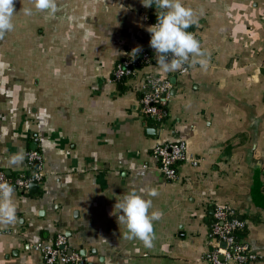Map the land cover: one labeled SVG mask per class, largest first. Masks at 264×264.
<instances>
[{"label":"crops","instance_id":"obj_1","mask_svg":"<svg viewBox=\"0 0 264 264\" xmlns=\"http://www.w3.org/2000/svg\"><path fill=\"white\" fill-rule=\"evenodd\" d=\"M182 2L195 13L188 31L206 67L192 58L176 70L156 64L147 28L157 10L141 0H57L55 14L15 0L14 30L0 41V170L28 172L26 155L39 150L43 181L14 192L0 264H45L32 246L58 235L84 264H210L218 206L238 212L241 238L260 256L251 264H264V0ZM144 52L151 64L113 80L120 59ZM149 74L173 86L160 123L141 113ZM180 141L186 159L169 181L153 149ZM131 191L163 212L152 248L118 224L115 205Z\"/></svg>","mask_w":264,"mask_h":264},{"label":"built area","instance_id":"obj_2","mask_svg":"<svg viewBox=\"0 0 264 264\" xmlns=\"http://www.w3.org/2000/svg\"><path fill=\"white\" fill-rule=\"evenodd\" d=\"M145 20L149 21L150 18L145 17ZM152 60L148 52L120 59L116 65L113 80L118 82L135 76L139 69L151 64ZM172 87L168 78L154 74L146 76L141 85L143 117L157 123L163 121ZM38 140V137L35 138V141L38 142ZM186 150V143L182 141L160 142L153 149V156L158 161V169L167 180L177 179L178 168L186 159ZM26 160L30 167L28 172L9 175L6 171L0 170V183H9L14 188V192L19 193L28 192L33 182L41 183L43 181L42 153L39 150L29 151ZM244 228L245 222L236 210L228 206L216 207L208 232L209 250L204 256L205 260L210 264H231L232 262L251 264L259 261L260 256L240 236ZM32 247L42 254L45 264H79L85 260L79 251L70 250L68 239L64 235H58L52 241L36 243Z\"/></svg>","mask_w":264,"mask_h":264},{"label":"clouds","instance_id":"obj_3","mask_svg":"<svg viewBox=\"0 0 264 264\" xmlns=\"http://www.w3.org/2000/svg\"><path fill=\"white\" fill-rule=\"evenodd\" d=\"M35 9L55 14L58 10L57 0H32ZM145 8L155 5L156 20L147 28L150 33V47L155 52L156 64L164 71L180 69L192 58V63L206 67V53L201 49L199 40L188 31L192 26L194 11L186 7L182 0H141ZM25 16L32 15L31 8L21 9ZM16 15L15 0H0V41L14 30L13 17ZM142 46L133 49L137 54ZM198 58V59H197ZM156 189H151L149 196H158ZM14 188L7 182L0 183V223H12L16 219L13 203ZM152 199H145L135 191L124 193L115 208L120 209L118 224L126 228L125 238L139 240L146 248H152L156 239L154 222L162 218L163 212L152 209Z\"/></svg>","mask_w":264,"mask_h":264},{"label":"water","instance_id":"obj_4","mask_svg":"<svg viewBox=\"0 0 264 264\" xmlns=\"http://www.w3.org/2000/svg\"><path fill=\"white\" fill-rule=\"evenodd\" d=\"M38 189H39V183L38 182L31 183V185H30V192L31 193L38 191ZM80 264H84V263L81 262Z\"/></svg>","mask_w":264,"mask_h":264},{"label":"trees","instance_id":"obj_5","mask_svg":"<svg viewBox=\"0 0 264 264\" xmlns=\"http://www.w3.org/2000/svg\"><path fill=\"white\" fill-rule=\"evenodd\" d=\"M157 20H156V18L154 19V23L156 22ZM152 122H154V123H157V122H155V121H152ZM241 236V235H240Z\"/></svg>","mask_w":264,"mask_h":264}]
</instances>
